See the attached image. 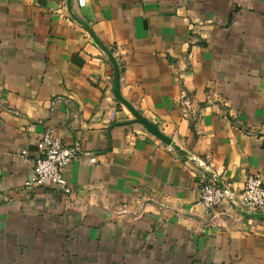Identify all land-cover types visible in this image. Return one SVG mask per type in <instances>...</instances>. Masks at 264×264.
I'll return each instance as SVG.
<instances>
[{"label": "crops", "instance_id": "1", "mask_svg": "<svg viewBox=\"0 0 264 264\" xmlns=\"http://www.w3.org/2000/svg\"><path fill=\"white\" fill-rule=\"evenodd\" d=\"M68 1L0 0V264H264V0ZM47 130L69 196L26 186Z\"/></svg>", "mask_w": 264, "mask_h": 264}, {"label": "built area", "instance_id": "2", "mask_svg": "<svg viewBox=\"0 0 264 264\" xmlns=\"http://www.w3.org/2000/svg\"><path fill=\"white\" fill-rule=\"evenodd\" d=\"M79 6L85 5V0H78ZM184 115L187 117L188 104ZM115 113L111 114L114 120ZM38 153L34 159V174L26 183L29 188L53 187L69 196L72 189L64 178V170L80 158V152L57 138L51 130L45 131L37 143ZM27 151L22 154L27 155ZM91 163H96L92 158ZM200 204L208 211L216 209L224 200L231 199L227 189L219 186L215 181H205L201 185ZM243 203L248 212L264 214V180L261 173L247 177L243 189Z\"/></svg>", "mask_w": 264, "mask_h": 264}, {"label": "water", "instance_id": "3", "mask_svg": "<svg viewBox=\"0 0 264 264\" xmlns=\"http://www.w3.org/2000/svg\"><path fill=\"white\" fill-rule=\"evenodd\" d=\"M70 2L71 0L68 1V4H69V11H70ZM104 50L108 53L110 59L112 60L113 62V65L115 67V70H116V96L118 98V100L123 104L125 105L126 107L130 108V105L127 101H125L121 95H120V92H119V85H120V70H119V66L115 60V58L113 57V54L111 53V51H109L107 48H104ZM150 132L156 136L157 138H159L160 140H162L166 145L168 146H171L173 148H175L176 150L178 151H181L180 147L176 146L175 142L164 136V134H162L157 128H154V129H150ZM219 186L223 187L220 183H219ZM224 188V187H223ZM246 216L248 218H251V219H260V220H264V214H254V213H249V214H246Z\"/></svg>", "mask_w": 264, "mask_h": 264}]
</instances>
